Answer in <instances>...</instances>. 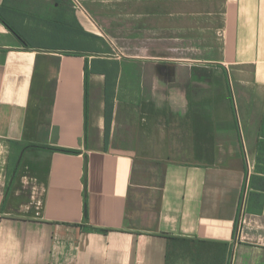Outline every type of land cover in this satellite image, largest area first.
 Wrapping results in <instances>:
<instances>
[{"label": "crops", "instance_id": "obj_1", "mask_svg": "<svg viewBox=\"0 0 264 264\" xmlns=\"http://www.w3.org/2000/svg\"><path fill=\"white\" fill-rule=\"evenodd\" d=\"M67 2L0 0V264H264V0Z\"/></svg>", "mask_w": 264, "mask_h": 264}, {"label": "rangeland", "instance_id": "obj_2", "mask_svg": "<svg viewBox=\"0 0 264 264\" xmlns=\"http://www.w3.org/2000/svg\"><path fill=\"white\" fill-rule=\"evenodd\" d=\"M66 4L68 3L67 0H63ZM100 5V4H99ZM22 12V11H18ZM19 14V13H18ZM17 12L13 13L12 16H15V18L21 19V15H18ZM34 21V20H33ZM38 22V21H37ZM97 38L95 40V43H102L104 47L109 50L112 57H119L120 53L117 48V42L113 39V43L115 44V47L109 46L104 40ZM46 40L51 44H56V39L47 37ZM60 45L64 47H69L72 42L68 40L61 39L59 40ZM53 73H54V63L52 62H45L42 64L41 69H39L36 72V84L34 85V94L33 98L30 103V113L28 117L27 122V137H31V139L35 138L33 134V128L36 125L45 124V122L48 119L49 115V100H50V94L53 87ZM43 96V99L42 97ZM41 98V100H40ZM40 123V124H39ZM149 156H158L162 158L164 155H149ZM25 190L22 189V191L29 192L31 190V186L28 184L22 185ZM195 248L187 244V242L180 241L176 242L171 246L169 253H168V259L167 264H211V255H210V246L204 245V247L200 248L199 256L197 255L196 259H191L192 257L188 254L189 251ZM203 250V251H202ZM195 260V261H194Z\"/></svg>", "mask_w": 264, "mask_h": 264}, {"label": "built area", "instance_id": "obj_3", "mask_svg": "<svg viewBox=\"0 0 264 264\" xmlns=\"http://www.w3.org/2000/svg\"><path fill=\"white\" fill-rule=\"evenodd\" d=\"M69 1L71 2L72 8L75 12L83 13L86 16H88L81 0H69ZM96 29L100 31L99 32L100 36L109 44V46L116 48V46H114L113 41L110 40L109 37L102 32V30H100L98 27H96Z\"/></svg>", "mask_w": 264, "mask_h": 264}, {"label": "trees", "instance_id": "obj_4", "mask_svg": "<svg viewBox=\"0 0 264 264\" xmlns=\"http://www.w3.org/2000/svg\"><path fill=\"white\" fill-rule=\"evenodd\" d=\"M0 20L5 24V26L8 28V29H11L10 28V26L2 19V17H0ZM36 84V76H35V78H34V83H33V86H32V92H31V99L33 98V94H34V85ZM42 97V99H43V96H41ZM52 91H51V94H50V102H49V105L51 104V102H52ZM40 100H41V98H40ZM29 113H30V108H29ZM28 117H29V114H28ZM32 147H34V146H32ZM58 150H61V149H58ZM68 152H71V151H68ZM189 243H193L194 244V241H188ZM203 244H206V245H208L207 243H204V242H198L196 245H192L193 247H195V249L197 250V251H200L199 249V245H202L203 246ZM192 250H193V248H192Z\"/></svg>", "mask_w": 264, "mask_h": 264}]
</instances>
